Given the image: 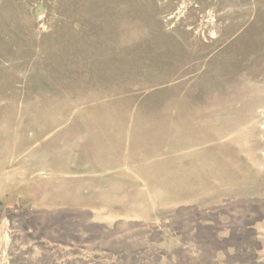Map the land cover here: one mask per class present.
<instances>
[{"label":"rangeland","instance_id":"1","mask_svg":"<svg viewBox=\"0 0 264 264\" xmlns=\"http://www.w3.org/2000/svg\"><path fill=\"white\" fill-rule=\"evenodd\" d=\"M0 264H264V0H0Z\"/></svg>","mask_w":264,"mask_h":264},{"label":"bare ground","instance_id":"2","mask_svg":"<svg viewBox=\"0 0 264 264\" xmlns=\"http://www.w3.org/2000/svg\"><path fill=\"white\" fill-rule=\"evenodd\" d=\"M178 116H180V115H178ZM181 125V124H180ZM175 130V129H174ZM181 132V131H180ZM180 135V134H179ZM185 135V134H184ZM180 138V137H179ZM177 139V138H176ZM188 139H186V141H187ZM178 141V140H177ZM184 145H185V143H184ZM183 146V145H182ZM194 146V145H193Z\"/></svg>","mask_w":264,"mask_h":264}]
</instances>
